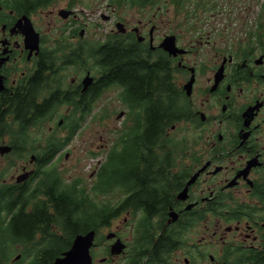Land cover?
<instances>
[{
    "label": "flooded vegetation",
    "instance_id": "obj_1",
    "mask_svg": "<svg viewBox=\"0 0 264 264\" xmlns=\"http://www.w3.org/2000/svg\"><path fill=\"white\" fill-rule=\"evenodd\" d=\"M98 39L111 59L145 51L140 125L161 101L176 119L155 162L140 154V196L152 181L172 189L154 208L132 211L104 184L81 213L46 173L94 133L83 79L97 81ZM2 145L0 264H68L86 234L90 264H264V0H0Z\"/></svg>",
    "mask_w": 264,
    "mask_h": 264
},
{
    "label": "trees",
    "instance_id": "obj_2",
    "mask_svg": "<svg viewBox=\"0 0 264 264\" xmlns=\"http://www.w3.org/2000/svg\"><path fill=\"white\" fill-rule=\"evenodd\" d=\"M105 55V54H103ZM147 58L142 57L140 59V66L138 65V60L136 58H128L126 60H114L111 61L115 64V70L110 77H103L100 78L96 83L95 94L98 98L105 87L111 82H115V80L120 81L119 83L125 87L123 93V102L131 107L133 114H140V79L143 82H147L149 75L153 73V68L143 67L146 68L142 70V63L146 62ZM101 63H106L107 57L104 59H99ZM116 81V82H117ZM162 107L153 110L155 113L150 115V118L153 119L151 123V128L146 133V144L147 147L155 148L159 145L161 141L166 139L165 133L161 139L158 137L166 131L167 127H170L176 119L172 116L167 115L168 107L164 105V101H161ZM160 114L158 120H156L157 116ZM140 116V115H137ZM134 125H130V129L127 130L124 135L125 137L120 139L119 143H117L115 147H113V151L107 160V169L103 170V174H109V182L112 186L119 184L120 182H126V185L130 187L132 191L131 194V204L135 207L139 208L148 207L150 202L158 203L163 202L160 199H154V197L160 193L167 191L168 188L162 184H154L151 185V193L148 195L151 199L146 200L140 196V134L137 132V124L138 122H133ZM139 126V125H138ZM167 140V139H166ZM52 142L59 143V145H64L63 142L59 140H53ZM60 148V146H57ZM54 171L56 172L55 168ZM49 172L50 179H58L61 181L57 175L53 172ZM130 185H129V184ZM74 186L73 194H70L69 191L60 192L57 190L55 194H59L60 196H67V195H74L75 191H79L80 195H83V190H77ZM100 187V186H97ZM82 204V201L80 202ZM58 208L60 211L67 210V205L58 203ZM73 222V220H68L66 225L68 226L69 223Z\"/></svg>",
    "mask_w": 264,
    "mask_h": 264
},
{
    "label": "rangeland",
    "instance_id": "obj_3",
    "mask_svg": "<svg viewBox=\"0 0 264 264\" xmlns=\"http://www.w3.org/2000/svg\"><path fill=\"white\" fill-rule=\"evenodd\" d=\"M221 0H218V3ZM263 0H258V3ZM167 4V2H166ZM143 14L147 11L143 8ZM151 14V10H150ZM120 89H105L100 98L95 103L94 112L90 124L86 127L87 132H94L88 136L73 139L69 148L59 156L49 168L54 167L63 177L65 182L80 179L81 186L90 187L95 181V173L100 164L105 163L109 151L117 146V140L124 134V130L131 124L128 117L119 118L121 111L127 114L128 107L120 98ZM69 153L68 158L66 157ZM11 173L9 174V176ZM106 188V186H104ZM123 185L115 187L118 193ZM151 193V186L147 185L144 196ZM151 206L156 207V203L150 202ZM57 226H60L56 224ZM1 243V238H0Z\"/></svg>",
    "mask_w": 264,
    "mask_h": 264
},
{
    "label": "water",
    "instance_id": "obj_4",
    "mask_svg": "<svg viewBox=\"0 0 264 264\" xmlns=\"http://www.w3.org/2000/svg\"><path fill=\"white\" fill-rule=\"evenodd\" d=\"M164 46L166 49H168L171 53L176 54L177 52H182L180 51L176 46H175V41H172L170 45H167V42L164 43ZM92 78L90 76H87L84 79L85 83V88L89 86L91 83ZM124 112H121L120 116H122ZM1 152L9 151V147H1ZM24 175L20 176L19 179H23ZM90 245H91V235L87 234L85 236H78L77 239L75 240L73 247L71 250H69L66 253L65 260L68 264H90Z\"/></svg>",
    "mask_w": 264,
    "mask_h": 264
}]
</instances>
